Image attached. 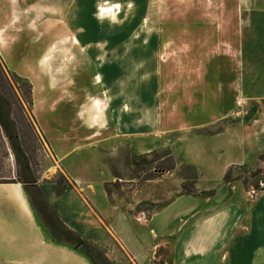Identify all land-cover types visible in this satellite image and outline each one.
I'll return each mask as SVG.
<instances>
[{"label": "rangeland", "instance_id": "1", "mask_svg": "<svg viewBox=\"0 0 264 264\" xmlns=\"http://www.w3.org/2000/svg\"><path fill=\"white\" fill-rule=\"evenodd\" d=\"M14 1L26 13V18L32 20L35 24L33 28L42 33L44 39L56 43L58 32L69 36L70 40L65 45L54 52L48 51V57L53 54L49 60L52 65H43V74L48 80L52 76L55 79L54 84L51 83L54 85L52 89L78 72H88V69L94 75H100L102 84L100 78L97 79V84L93 83L100 91L104 85L103 76L109 81L105 76V72L109 73V70H113V77L118 79L122 69L125 74L124 82L127 84L129 107L123 111L126 112L125 115H120L118 108L109 109L107 103L97 95L95 122L100 121L101 124L106 120L107 125L104 129L100 125L102 130L95 128L90 131V135L83 137L84 140L104 138L105 133L109 135L111 132L116 140L115 136L128 133L127 145H115L110 151L103 149L100 155H91V149L95 150V147L79 148V155L87 152V157L81 158L82 155L80 158H73L76 162L74 168L78 170L79 163L83 166V172H80L83 181L78 186L64 173L63 160L56 156L48 140L39 132L31 114L33 100L30 103L25 85L31 84L10 73L0 57V92L12 104V118L17 124L22 150L28 161L25 162L50 208L46 209L47 212L50 215L55 213L69 230L98 248L112 264H134L120 238L138 245L141 241L148 264L151 260L150 264H172L173 238L158 239L155 235L157 231L175 233L176 230L189 226L191 221L187 224L178 216L174 226L172 218L161 216L152 223L151 216L168 208L180 196L187 195L182 189L184 182L187 187L195 186L197 194L191 195L195 202H205L209 192H215L224 185L223 179L220 181L215 173H202L192 164L204 167L199 160L203 155L204 161H207V151L204 148L208 142L205 137L216 136L223 130V126L206 129L201 127L205 123L200 119H192L188 124H179L180 128L175 133L159 131L153 124L162 118V109H157L154 105L158 104L161 96H165V88L160 84L162 75L170 70L178 73L185 67L199 72L201 68H205L206 60H213L216 54H221L222 44L232 41L233 35L238 32L243 49L241 68L245 90L251 98L264 100V0H63V7H58V11L54 7H57L55 0ZM116 5H120L116 14L112 12L101 15L100 9ZM89 36L90 41L99 46L88 49ZM223 48L229 49L225 46ZM59 51L69 55L71 60H56ZM59 69L64 71L57 75ZM31 79L40 99V81L34 77ZM143 98L140 108H134ZM87 100H83L84 106L80 110L81 114L79 113L83 127L86 126L84 123L89 124ZM116 103L119 104V100ZM167 111L166 115L173 116L174 109ZM182 114V110H176L175 120H180ZM231 120L234 119H230L232 124ZM121 121L127 122L128 132L123 134L119 126ZM80 129L83 133L82 127ZM136 139L140 142L141 149H134ZM55 141L60 143L57 138ZM260 157L250 167L234 168L233 178L236 182H241L243 189L246 180L251 185L259 181L261 187H264V163L260 162ZM173 166L175 169L168 172ZM20 171L10 141L0 128V185L20 184L22 187L21 192L19 188V193L24 199L23 188L32 207L31 197L38 201L36 189L27 187L30 181L24 175L20 177ZM195 177L196 180L193 179ZM253 191L251 189L249 192L253 198L262 195L254 194ZM105 193L112 198L113 203L109 204L103 198ZM236 197L239 198V194ZM233 200L235 196L231 192L223 191L216 201L222 203ZM24 202L26 204L25 199ZM64 204H68V208L74 206L79 216H59ZM187 205L189 201L184 200L181 207ZM112 211L123 212L126 216H111ZM0 214L3 229H16L15 224L19 219L22 220L21 216H27L20 201H12L8 195L1 193ZM4 215L15 216L3 217ZM33 215L46 242L58 252L59 261H63V264H88L68 249L56 248L53 244L65 246L70 241L57 235L54 236L57 240L54 242L34 211ZM248 224L249 221L244 222V225ZM243 242V238L235 237L234 249H238ZM255 243L256 238L253 237L251 249ZM226 250L223 254L224 264L248 261L249 252L231 254L228 247ZM262 254L259 253L258 256L261 258ZM224 256L221 255L223 260Z\"/></svg>", "mask_w": 264, "mask_h": 264}, {"label": "crops", "instance_id": "2", "mask_svg": "<svg viewBox=\"0 0 264 264\" xmlns=\"http://www.w3.org/2000/svg\"><path fill=\"white\" fill-rule=\"evenodd\" d=\"M43 1L48 2V0ZM15 2L14 0H0V39L4 43V49L0 48V57L10 73L31 84L33 100L31 114L38 125L39 132L48 140L56 156L63 160L64 173H67L79 186L83 181L80 175V172H83V166L79 163L78 170L74 168L76 162L73 158H80L82 155L81 158L87 157L85 155L87 152L79 155L80 153L77 152L79 148L92 146L95 150L91 149L93 152L91 155H100L103 149L110 151L115 145H122V143L127 145L128 133L123 134L125 131L128 132L127 122L122 121L119 126L123 136H115L116 140L113 139L111 132L109 135L105 133L104 138H93L92 140L83 138L90 135L91 130L100 129V125L102 129L107 125L106 120L101 124L100 121L95 122L96 111H98L95 105L97 95L107 103L109 109L118 108L120 115H125L126 112L123 111L129 107L127 84L123 78L125 74L121 69L120 77L115 79L113 70H109V73L105 72L109 81H106L103 76L104 85L100 91V88L93 86V83L97 84L98 78L102 84L100 75H94L93 71L88 69V72L82 74L78 72L52 89L54 85L43 74V57L49 56L48 51L52 47L58 50L62 45L59 41L60 36L65 37L68 34L58 32V40L54 42L55 44L50 39H44L42 33L33 28L35 24L32 20L26 18V13ZM54 2L57 5V7L54 6L56 11L58 7H63V0ZM90 39L89 36L88 49L92 46H99ZM224 44L221 48L222 53L216 54L213 60L207 59L205 68H201L199 72L185 67L178 73L173 70L164 73L160 84L165 88V96H161L156 105L152 102L157 109H162V118L153 124L159 131L175 133L180 125L188 124L192 119H200L205 123L201 127H206V129L223 126V130L216 136L205 137L208 142L204 148L207 151V161H204L203 155L199 160L204 167L199 168L197 164H192L202 173H215L220 181L223 179L224 185L215 191L213 198L206 199L205 202H195L193 197L187 195L180 196L168 208L151 216L152 223H155L154 221L161 216L172 218L174 226L178 216L187 224L191 221L189 226L176 230L175 233L168 232L167 234L156 230L155 236L158 239L173 238L174 259L172 264H224L223 254L227 251V247L231 254L233 252L250 253L248 261L241 264H264V194L253 198L245 187L243 189L241 182L224 183V177L231 169L250 167L264 152V100L251 98L245 90L241 68L243 49H241L238 32L235 36L233 35L232 41ZM224 46L229 49L225 50ZM50 57L46 63L48 67L52 65L49 60L52 59L53 54ZM69 57L59 51L56 60L58 58L61 62L71 60ZM63 71L59 69L57 75ZM33 77L40 81V99L37 96V88L31 81ZM164 78H170V80ZM84 99H88L89 124L84 123L83 125L86 126L83 127L79 120V113L84 106L82 105ZM118 100L119 104L116 103ZM143 102L144 98L142 102L138 101L135 107L134 105L132 107L140 108ZM170 109H174L173 116L166 115L169 112L167 110ZM106 110L108 111V107ZM176 110H182L183 117L180 120H175ZM230 119H234L231 120L232 124ZM109 124L112 126V123ZM81 127L84 130L83 133L80 132ZM56 138L60 143H56ZM141 148L140 142L136 139L134 149ZM10 185L18 186V184H2L0 187ZM19 186L21 192L22 186ZM223 191L231 192L235 200L218 203L220 193ZM22 193L27 204L22 197V205L27 216H21L23 221L19 219V222H16L18 229H3L0 219V264H63V261H59L57 257L58 252L51 248L44 239L43 232L33 215V206L30 207L28 196L23 188ZM238 194L239 198L236 197ZM103 198L107 199L109 204L113 203L107 193ZM184 200H188L189 205L181 207ZM61 207L63 209H60L59 216H79L74 206L68 208V204H64ZM6 216L14 217L15 215H4L3 217ZM111 216H126V214L112 211ZM247 221L249 224L244 225ZM235 237L244 240L238 249H234L236 247ZM253 237L256 238V243L251 249ZM120 240L134 264H148L141 241L138 245V243L124 241L122 238ZM53 245L56 248L63 247L71 251L63 245ZM259 253H263L261 258ZM76 255L89 264L85 258L79 254ZM221 255L224 256V260Z\"/></svg>", "mask_w": 264, "mask_h": 264}, {"label": "trees", "instance_id": "3", "mask_svg": "<svg viewBox=\"0 0 264 264\" xmlns=\"http://www.w3.org/2000/svg\"><path fill=\"white\" fill-rule=\"evenodd\" d=\"M28 88V93L30 96V103H32V89L31 86L26 83L25 84ZM0 128L2 129V131L4 132L5 136L7 137V139L10 141L12 150L14 152V155L16 157V160L19 164L20 167V177H22L23 175L25 177L28 178V180L30 182H28V185H32L35 189H36V194L38 196V201L43 204L45 209H50L47 202L45 201L44 197L42 196L41 191L39 190V188H37L36 186V182L34 180V176L33 174H31L29 166L27 164V160L25 158V155L23 153L22 150V145H21V141H20V137H19V133H18V128H17V124L16 122L13 120L12 118V104L10 102V100L3 95L0 92ZM25 160L27 162H25ZM260 162L264 163V155H262L260 157ZM174 166L168 171H172L174 170ZM234 169H231L224 177V183L225 184H231L233 182H236V180H234L233 175H234ZM193 179H197L196 177ZM245 188L247 190V192H250L251 189H253L255 191V193L257 194H261L264 193V187H261V182L256 181L254 185H251L249 183L248 180L245 181ZM264 184V181H262ZM13 184H17V183H13ZM20 185V184H18ZM183 191L187 194V195H195L197 194V190L195 188V186H191V187H187L186 186V182H184L183 186H182ZM207 199L213 198L215 196V192H212L206 195ZM51 216L53 217L54 221H55V226H53L51 228V231L53 232V236L52 239H54V242H56L57 240H55L54 236L57 235H62L63 237H65V239L70 241L69 245H65V247L69 248L71 251L75 252L76 254H79L80 256H82L83 258H85L89 263L91 264H112L109 262V260L105 257V255L98 249L96 248L94 245L85 242L83 240L80 239L79 236H77L74 232H72L71 230H69L56 216L55 213H52Z\"/></svg>", "mask_w": 264, "mask_h": 264}, {"label": "bare ground", "instance_id": "4", "mask_svg": "<svg viewBox=\"0 0 264 264\" xmlns=\"http://www.w3.org/2000/svg\"><path fill=\"white\" fill-rule=\"evenodd\" d=\"M16 3V2H15ZM117 9H120V5H116V6H109V7H107L106 9H100L99 11H100V13H101V15L102 16H104V15H107L108 13H112V12H114V14H116V10ZM98 11V12H99ZM99 13V14H100ZM99 16V15H98ZM108 17V16H107ZM106 18V17H105ZM17 19V18H16ZM1 35V34H0ZM70 39H69V36H65V37H61L60 36V39H59V41H61V43H62V45H65L68 41H69ZM74 41V40H73ZM0 48L1 49H4V43L1 41V39H0ZM56 49V47H52L51 49H50V51H53L54 52V50ZM51 58V57H50ZM48 56H47V58H46V56L45 57H43V65L44 64H46L47 62H48ZM75 61V60H74ZM72 63V62H71ZM54 77L52 76L51 77V79H50V82L52 83V84H54ZM97 108V107H96ZM81 114V113H80ZM81 116V115H80ZM19 188H20V186L18 185V186H1L0 187V193H5L6 195H8L9 196V199L10 200H18V201H20L21 203H23V200H22V196H21V194L19 193Z\"/></svg>", "mask_w": 264, "mask_h": 264}, {"label": "flooded vegetation", "instance_id": "5", "mask_svg": "<svg viewBox=\"0 0 264 264\" xmlns=\"http://www.w3.org/2000/svg\"><path fill=\"white\" fill-rule=\"evenodd\" d=\"M27 187L34 188L32 185H27ZM31 202L38 221H40L47 234L53 236V232L51 231V228L55 226L53 217L47 212L43 204L36 199L33 200V197H31Z\"/></svg>", "mask_w": 264, "mask_h": 264}, {"label": "built area", "instance_id": "6", "mask_svg": "<svg viewBox=\"0 0 264 264\" xmlns=\"http://www.w3.org/2000/svg\"><path fill=\"white\" fill-rule=\"evenodd\" d=\"M253 193L255 194V191H253Z\"/></svg>", "mask_w": 264, "mask_h": 264}]
</instances>
